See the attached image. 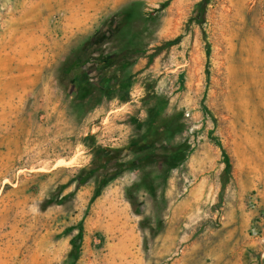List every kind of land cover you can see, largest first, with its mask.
I'll return each mask as SVG.
<instances>
[{"label":"rangeland","instance_id":"374dc122","mask_svg":"<svg viewBox=\"0 0 264 264\" xmlns=\"http://www.w3.org/2000/svg\"><path fill=\"white\" fill-rule=\"evenodd\" d=\"M199 1L0 0V264H67L81 222L76 264H264V0L187 31ZM114 30L144 53L130 71ZM83 41L96 90L123 88L76 108L60 67Z\"/></svg>","mask_w":264,"mask_h":264},{"label":"trees","instance_id":"16d2710c","mask_svg":"<svg viewBox=\"0 0 264 264\" xmlns=\"http://www.w3.org/2000/svg\"><path fill=\"white\" fill-rule=\"evenodd\" d=\"M212 0H200L196 6L195 14L190 18V20L186 24L187 31H191L194 26H198L199 28H203L207 21V14L209 11V7L211 6ZM168 6H163L162 9H165ZM141 5L139 2H135L132 4L130 8H125L121 12H118L119 21L121 22V30L119 34L123 33V28L127 24L131 22V20L135 16L136 11H140ZM120 26V25H119ZM118 26V28H119ZM118 34V30H114L112 36L110 38V42L112 44L117 45L118 48L114 53H117L118 56L114 58H110V62L115 67L122 68L123 70H132L135 65L136 60L131 56L134 55H143L139 52V48L132 44L130 41L127 43H123L121 40V46L119 47L115 36ZM105 37V36H104ZM106 39V38H105ZM183 39V36L178 37L175 40L165 42L163 45L158 46L155 48L153 54H151L150 62H152L156 57L160 56L164 51L167 49L179 44ZM123 40V39H122ZM91 49L90 46L85 42L79 43L71 52L69 57L64 61L63 65L60 67V81L61 84L64 86L66 90L74 89L73 91L76 92V97L74 100V106L76 108H85L89 102H91V98L100 94L104 89L111 91L113 93L122 92V86L120 84H115L114 86H108L107 82L105 81V85L99 86L98 90H96V84L91 79L88 65L91 61ZM113 55V54H112ZM121 78L124 79V76ZM123 82V80H122ZM131 83V82H130ZM122 85V84H121ZM102 90V91H101ZM100 91V92H99ZM120 99L122 100V95H119ZM125 98V97H124ZM123 98V99H124ZM208 112V110L206 109ZM205 111V112H206ZM148 113L152 114L155 113L160 117V114L156 112L154 107H150L148 109ZM154 120H157L156 118ZM94 136L87 137L85 139V145L92 146V152L97 157L96 162H98L94 168L99 170L102 167L101 163H107L108 156L105 155V150L100 146L94 145ZM222 150V155L225 160L226 167L221 176L222 182V192L221 196L222 199L224 194L232 181V171L233 165L230 159V156L224 149V147L219 144ZM95 170V169H94ZM95 174V171H91L90 175ZM107 172L104 176L100 177V179L107 178ZM78 233L77 235L71 240L72 249L69 253V257L67 259V264H76L79 260L80 253H81V245L84 240L85 228L84 223L81 222L78 226Z\"/></svg>","mask_w":264,"mask_h":264},{"label":"bare ground","instance_id":"6f19581e","mask_svg":"<svg viewBox=\"0 0 264 264\" xmlns=\"http://www.w3.org/2000/svg\"><path fill=\"white\" fill-rule=\"evenodd\" d=\"M250 0H241V3L239 2V5L242 6L243 10L246 9L250 5Z\"/></svg>","mask_w":264,"mask_h":264}]
</instances>
